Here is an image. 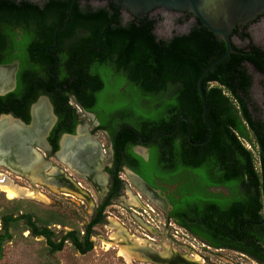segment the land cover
Returning <instances> with one entry per match:
<instances>
[{"label":"trees","instance_id":"obj_1","mask_svg":"<svg viewBox=\"0 0 264 264\" xmlns=\"http://www.w3.org/2000/svg\"><path fill=\"white\" fill-rule=\"evenodd\" d=\"M108 1V5L97 9L90 5L83 7L79 0L0 2V20L10 26L12 42L11 57L0 64H12L16 60L21 64L16 89L0 96V115L12 114L29 124L31 104L44 95L51 99L60 117V127L74 116V110L68 106L71 96H75L85 110L99 117L102 109L120 115L127 111V102L146 101L150 106L138 107L133 118L136 125H142L140 130L144 138L155 136V140L165 142L180 135L186 145L187 169L196 170L202 165H214L216 161L233 181H249L250 189L259 191L264 183V122L255 118V109L250 107L253 81L245 65L251 64L264 73V51L250 45V51L245 52L234 45L238 53L218 64L206 76L203 88L211 132L203 117L198 81L209 66L224 56L225 43L200 21L186 34L160 40L155 33L156 19L148 16L124 23L123 8L113 0ZM15 28L23 32L21 42L15 40ZM244 37L250 38L246 33ZM55 40L60 48L69 40L73 42L67 58L74 62L75 73L61 75L59 82L37 73L44 49ZM125 78L131 81V87L122 93L119 88ZM183 118L191 122V142L188 140L190 126L186 121H181L176 131ZM241 139L259 146V153H252ZM201 143L204 144L195 145ZM135 171L147 177L140 168ZM254 201L252 198L249 203L245 200L229 210H221L218 227L207 220L209 230L205 238L213 244L216 242L212 236L214 230L219 229L220 238H224L226 230L238 231L243 221L259 222L264 216L259 214V207H252ZM8 204L14 208L5 206L0 214V258L5 244L25 231L32 237H43L52 253L62 251L66 242L82 253L89 252L93 249L94 228L103 222L102 211L106 207H101L83 235L80 230H73L59 238L50 226L62 223L53 214L49 219H42L23 211L18 201ZM188 228L194 234L200 233L194 226Z\"/></svg>","mask_w":264,"mask_h":264},{"label":"flooded vegetation","instance_id":"obj_2","mask_svg":"<svg viewBox=\"0 0 264 264\" xmlns=\"http://www.w3.org/2000/svg\"><path fill=\"white\" fill-rule=\"evenodd\" d=\"M1 1L2 0H0V2ZM17 1L21 2L24 0ZM43 1L45 0H40L38 2L43 3ZM79 1L83 7L88 6L86 1L92 3L107 1V5L109 3L108 0ZM161 10L162 9L157 8L153 10L149 16L152 18V15L159 13ZM174 13L188 14L182 12ZM131 17L133 18V16ZM191 17L193 16L191 15ZM263 18L264 15L247 26L238 27L237 32L233 34V41L236 36H240L242 39H249L244 37L245 33L250 36L248 33L249 29L253 25L259 23ZM134 19L135 18H133V20ZM14 30L17 35L15 39L16 42H21L23 32L18 28ZM72 44L73 42L69 40L64 45V48H60L58 41L55 40L53 45L46 46L44 49L45 54H43L39 60L40 64L37 73L44 78L53 77L57 82H59L61 75H73L75 73V64L71 59L67 58V52ZM234 44L237 48L245 50V52L250 51V48H248L250 45L259 47L253 43L247 47H239L236 45L235 41ZM11 50V28L5 20H0V61H5L11 57ZM262 50L264 51V49ZM14 64L17 66V82V74L21 66L20 62L16 60L14 63L6 65ZM0 65L6 66L5 64ZM249 65L252 66L251 64ZM253 69L258 73L264 74L255 67H253ZM41 81L43 82L45 79L41 78ZM130 87L131 81L125 78L119 91L126 93ZM41 98H46L48 102L41 101ZM40 101L46 104L47 124L42 130V136L38 137V139L35 140L36 142L31 146L28 145L30 146L31 152L38 153L41 156H36L40 161V164L38 163L40 167L42 166L43 168L46 165H48L46 167H49L53 165L50 162L51 159L53 157L57 158L56 154L64 153L65 144L68 141L74 144L76 143L72 148L70 146L68 149L69 154L76 153L74 154L75 156L72 159L66 160L63 157L62 160L75 171L77 176L84 178L94 186V188L96 187L97 189L103 190L104 200L98 209L99 212L101 207L106 205L102 211L103 220L106 219L104 215L106 210L113 206L116 201H120L119 199H121L124 189L128 190V188H131L132 190L133 183L150 199L153 206L156 208H150L151 212L155 218H162L165 220L167 230L171 231V228L178 226L216 253L225 251L240 254L255 261L257 264H264V183L259 187V191L257 188L250 189L249 181H244L242 179L233 181V177H230L224 168L216 161L214 165H202L196 170L187 169L184 161V158L187 156V151L185 150L186 145L183 143L180 135L165 142L162 140H155V136L152 139H146L140 130L142 125L135 124L133 118H135V111L139 110L138 107L150 106V103L146 101L142 103L133 101L127 102V111L120 115L102 109L100 111L101 116L99 117L96 113L85 110L78 104L76 97L71 96L68 106L74 110V116H76V118H74V116L68 118L65 124L59 127L60 117L56 113L51 99L48 96L41 95L38 97L37 101L30 106V122L27 125L33 123L34 106ZM41 102L39 104H41ZM6 115L12 114H1L0 119ZM12 116L15 117L14 115ZM85 118H88V123H85ZM255 118L257 117L255 116ZM17 119L24 122L21 118ZM257 119L262 121L259 118ZM70 130H74V132L72 133ZM79 130L82 134L79 133ZM113 133L116 134L115 137ZM173 134H169V136ZM56 145L58 146L57 150H55ZM256 147L259 153L260 148L259 146ZM40 153H48V155ZM84 153H89L90 155L86 157ZM95 167V171L100 176V182H95L91 177V170ZM135 168H140L147 177H141L135 171ZM43 170L42 173L44 174ZM42 173L40 175L43 177ZM124 174L127 175L128 180L122 177ZM27 175L29 176L31 174ZM53 176V179L55 178L54 182L50 181V183H57L62 187L65 186L69 189H75L74 191L85 190L81 182L73 180L72 174L65 176V174L55 171ZM133 197L139 199V202L142 200V197L139 195H133ZM252 198L256 200V202L254 201L252 204V207L254 209L259 207V214L263 217L259 222L243 221L238 231L234 229L226 230L224 238H220L219 229L214 230L212 236L216 242L213 244L205 238L206 232L208 233L209 230L206 224L207 220H212L214 227H218V217L221 214V210H229L232 206L234 207L237 203L241 204L245 200H248L249 203L252 201ZM256 198H258V202ZM129 208L131 211L133 210L132 206ZM209 216H211V219ZM182 222L184 224H182ZM248 223H251L249 224L251 226H249ZM188 226L196 227L200 233L198 235L194 234ZM142 253L144 256L152 257L153 259L159 258L155 253L151 255L143 251ZM173 257L171 261H168L170 264H196L187 259L182 258L180 260L175 256ZM176 259H178V261ZM162 263H164V260Z\"/></svg>","mask_w":264,"mask_h":264},{"label":"rangeland","instance_id":"obj_3","mask_svg":"<svg viewBox=\"0 0 264 264\" xmlns=\"http://www.w3.org/2000/svg\"><path fill=\"white\" fill-rule=\"evenodd\" d=\"M86 4L97 9L106 6L107 1L102 3L86 1ZM152 18L157 20L155 33L160 40H170L175 35L186 34L197 24L193 17L167 13L163 10L152 15ZM123 19L124 23L133 20L125 12H123ZM248 33L249 39L236 36L234 39L236 45L247 47L253 43L264 49V18L253 25ZM245 68L253 81L250 90V106L255 109L254 115L264 122V74L258 73L249 64H246ZM88 122V118H85V123ZM241 142L252 153H258L257 147L250 141L241 139ZM40 154L48 155V153ZM50 162L53 165L43 170L46 174L43 176L44 179L55 171L65 176L72 174L73 180L81 182L85 190L71 191L68 187H62L57 183L54 186L53 183L40 181L41 177L21 175L9 167L0 165V175H6L18 187L36 189L43 196L39 199L28 197L11 199L0 186V214L5 206L8 209L14 208L8 202L18 201L23 211L31 212L36 217L49 219L53 214L56 220L62 223L50 226L59 238L64 236L65 232L73 230H80L83 235L86 227L96 218L98 209L103 203V190L94 188L84 178L77 176L75 171L60 159L53 157ZM122 177L128 180L126 174ZM132 186V190L124 189L120 201H116L106 210L104 214L106 219L94 228L91 251L82 253L72 243L66 242L62 251L52 253L43 237H32L30 232L25 231L22 234H16L11 242L5 244L0 264H170L168 261H171L173 256L196 264H257L240 254L225 251L216 253L178 226L171 228V231L167 230L165 220L155 218L151 212L150 208H156L150 199L133 183ZM133 195L142 197L140 204L130 203ZM130 206L133 208L132 211ZM109 243L112 245L109 246ZM122 250L131 254L130 259L122 255ZM142 251L155 253L159 258L144 256Z\"/></svg>","mask_w":264,"mask_h":264},{"label":"water","instance_id":"obj_4","mask_svg":"<svg viewBox=\"0 0 264 264\" xmlns=\"http://www.w3.org/2000/svg\"><path fill=\"white\" fill-rule=\"evenodd\" d=\"M98 1H103V0H98ZM113 1L119 7H122L125 13H128L130 16H133V18H136L138 20H142L148 17L151 14V12L157 8H160L167 13H174V12L188 13L192 15L197 21H200L210 32H212L218 38L219 41L225 43L227 49L224 56L219 60H217L216 62H214L211 66H209L201 75L198 81L199 94L204 109L203 117L207 126L212 132L211 125L207 120L208 108H207V101L203 88L204 80L206 76L210 73V71L214 69L218 64L226 60L232 54L238 53L234 48L235 44L233 41V34L238 27L247 26L250 23L256 21L262 15H264V0H113ZM9 67L12 68V73L9 76V78H7L8 80L7 82H0V96H5L13 92L17 86V82H16L17 66L15 64L6 65V66L0 65V70ZM41 101L48 102L46 98H41ZM39 103L36 106H34V111H33L34 121L31 125L25 124L20 119H17L12 115H6L3 117H8L13 122L18 124V126H20L23 132L25 131L28 132L37 123V117L35 112ZM3 117H1V119ZM181 121H186L189 124L190 126L189 141H191L192 139L191 122L186 118L181 119L178 123L176 130L178 129ZM42 134L43 131L38 135V137H41ZM36 139L37 138H33V140L30 143H21L22 139H20L19 144L17 143L9 144L4 142L5 144L0 146V151L3 152L0 153V165L9 167L11 170L15 171L16 167L13 168L12 165L15 164L14 166L17 167L21 165L20 163L22 158H30V155L33 154H35V156L39 155L38 153H32L30 150V146L36 142L35 141ZM204 143L195 144V145H203ZM63 154L64 153H58L56 154V157L61 161H63L62 160ZM45 168L46 166H44L42 170ZM20 173L21 175L27 174L24 171H21ZM1 176L3 177V179L6 180L7 178L6 175H1ZM49 176H53V175L51 174Z\"/></svg>","mask_w":264,"mask_h":264},{"label":"bare ground","instance_id":"obj_5","mask_svg":"<svg viewBox=\"0 0 264 264\" xmlns=\"http://www.w3.org/2000/svg\"><path fill=\"white\" fill-rule=\"evenodd\" d=\"M12 73V68H6V69H2L0 70V82H7V78H9V76ZM36 117H37V123L36 125L30 129L28 132H23L20 128V126H18V124H16L15 122H13L12 120H10L8 117H4L0 120V146L6 143L9 144H19L20 143V139H22L21 143H28L31 142V140H33V138H37L38 139V135L41 133V131L43 130V128L45 127V125L47 124V120H46V115H47V109H46V104L44 102H41V104H39L36 108ZM48 119V118H47ZM76 144V143H75ZM72 142H67L65 144V151L63 154L64 159H72L76 154V153H70L68 149L72 148V146L75 145ZM91 146V145H90ZM80 147V146H79ZM85 149V148H84ZM73 150V149H72ZM90 150V149H89ZM68 151V152H67ZM9 152V151H8ZM0 153H3L2 151H0ZM69 154V155H68ZM25 155V154H24ZM84 155L89 156V153H84ZM67 156V157H66ZM95 156V155H94ZM70 157V158H69ZM92 158V157H91ZM29 159V160H28ZM41 159V158H40ZM2 160V159H1ZM76 160V159H75ZM69 162V161H68ZM72 162V161H71ZM40 161L39 159L35 156V154L30 155V158H22L21 159V165L14 166L12 165L13 168H15V171L20 173L21 171L26 172L27 174H31V176H34L36 178H43L40 174L42 173V166L40 167ZM76 164V163H75ZM74 164V165H75ZM18 165V164H17ZM71 165V163H70ZM79 165V163H78ZM81 165V164H80ZM90 165V164H89ZM72 166V165H71ZM82 168V167H81ZM10 169V168H9ZM86 169V168H85ZM96 167L94 169L91 170V177L94 179L95 182H100V176L97 174V172L95 171ZM20 170V172H19ZM55 171V169H54ZM83 171V169H82ZM21 174V173H20ZM45 174V173H44ZM46 175V174H45ZM51 175V174H50ZM53 175V173H52ZM56 175V174H54ZM88 175V174H87ZM30 176V177H31ZM54 176H48L46 177V179H42L40 181L43 182H48L50 183V181L54 182L53 179ZM56 177V176H55ZM59 177V176H58ZM33 178V177H32ZM58 179V178H56ZM39 180V179H38ZM103 180V179H102ZM33 182H35V180H32ZM37 182V181H36ZM63 182V181H62ZM103 182V181H102ZM136 183V182H135ZM54 185V184H53ZM0 186L3 188V190L8 194L9 198H18V197H28V198H33V199H39V198H43V196L39 193V191H37L36 189H27V188H22V187H18L16 185H14L9 179L6 178V180H3V177L0 175ZM55 186V185H54ZM65 187V186H64ZM61 188V187H59ZM67 189V188H66ZM60 190V189H59ZM71 191L73 189H70ZM75 190V189H74ZM79 191V190H78ZM65 192V191H64ZM63 193V192H62ZM66 194V193H65ZM139 199H137L136 197H132L130 203L131 204H140V202L138 201ZM117 243V242H116ZM112 244L109 243V246H111ZM150 252V251H149ZM150 255L152 253H149ZM122 255L125 256L127 259H130V253L125 252L124 250H122ZM198 263V262H197Z\"/></svg>","mask_w":264,"mask_h":264}]
</instances>
